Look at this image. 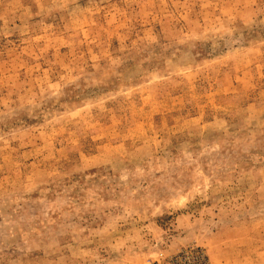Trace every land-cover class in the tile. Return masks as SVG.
<instances>
[{"label":"rangeland","instance_id":"obj_1","mask_svg":"<svg viewBox=\"0 0 264 264\" xmlns=\"http://www.w3.org/2000/svg\"><path fill=\"white\" fill-rule=\"evenodd\" d=\"M0 264H264V0H0Z\"/></svg>","mask_w":264,"mask_h":264}]
</instances>
